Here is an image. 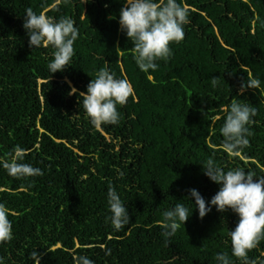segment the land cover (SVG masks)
Instances as JSON below:
<instances>
[{
  "label": "trees",
  "instance_id": "1",
  "mask_svg": "<svg viewBox=\"0 0 264 264\" xmlns=\"http://www.w3.org/2000/svg\"><path fill=\"white\" fill-rule=\"evenodd\" d=\"M178 3L189 13L185 39L144 73L119 24L124 0H0V161L19 145L26 162L43 171L18 180L0 167V203L14 235L0 245L6 264H34L33 251L41 264H76L80 256L93 264H217L218 253L241 264L231 256L229 231L239 222L231 210L213 208L201 219L189 205L192 216L170 238L161 225L177 202L188 205L189 189L206 201L219 191L203 174L209 157L225 171L264 176V0ZM29 8L79 28L64 72H49L51 46L29 47ZM101 68L128 79L133 95L118 105L117 125L95 128L82 98L69 93L73 86L86 92ZM212 78L219 79L215 88ZM253 78L259 88L246 87ZM234 101L257 111L238 156L223 150L220 131ZM110 187L130 216L119 231L108 220ZM249 260L264 264V240Z\"/></svg>",
  "mask_w": 264,
  "mask_h": 264
},
{
  "label": "clouds",
  "instance_id": "2",
  "mask_svg": "<svg viewBox=\"0 0 264 264\" xmlns=\"http://www.w3.org/2000/svg\"><path fill=\"white\" fill-rule=\"evenodd\" d=\"M124 4L119 13V24L132 42V57L142 72H154L159 66L157 61L167 60L173 55L170 45L179 44L185 39V25L190 23L189 13L178 0H124ZM23 28L30 48L52 47V59L47 64L51 75L71 67L75 55L74 44L79 37V28L71 18L64 17L57 21L44 12L37 14L29 8L24 16ZM149 79H152L151 75ZM218 81L212 78V87L215 88ZM260 84L259 79L253 78L247 81L246 87L259 88ZM77 93L82 98L83 108L92 126L101 128L119 123L118 105L128 103L133 95V87L128 79H118L115 73L101 68L95 78H91L86 92H78L74 86L71 87L69 94ZM226 112L225 122L220 129L224 138L222 147L228 154L238 156L249 146L248 137L252 134L250 125L255 123L253 118L257 111L249 103L234 101ZM215 119L221 117L216 116ZM9 155V160L0 161V167L9 176L28 180L43 175L40 168L26 162V150L19 145ZM202 168L203 174L220 186L219 191L210 201H206L198 190L189 189V196L183 200L188 205L177 202L164 212L161 225L163 235L170 238L182 225L185 226L193 214L190 206H194L201 219L213 208L220 213L231 210L239 217L235 229L229 231L231 256L238 258L241 264H253L249 260V252L264 240V176L257 177L240 168L225 171L213 157H209ZM107 197L110 212L108 220L119 231L130 223L128 209L115 188H109ZM8 217L9 209L0 203V245L14 238L13 225ZM30 258L34 264H41V256L37 251H33ZM215 259L217 264H233L227 253H218ZM0 264H6L5 257L0 256ZM76 264H93V261L80 256Z\"/></svg>",
  "mask_w": 264,
  "mask_h": 264
}]
</instances>
